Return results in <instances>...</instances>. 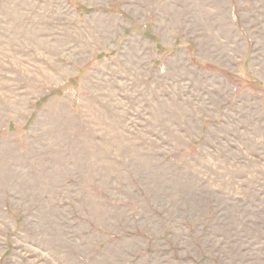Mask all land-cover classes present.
Here are the masks:
<instances>
[{"label": "rangeland", "instance_id": "374dc122", "mask_svg": "<svg viewBox=\"0 0 264 264\" xmlns=\"http://www.w3.org/2000/svg\"><path fill=\"white\" fill-rule=\"evenodd\" d=\"M0 264H264V0H0Z\"/></svg>", "mask_w": 264, "mask_h": 264}]
</instances>
